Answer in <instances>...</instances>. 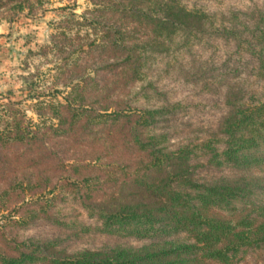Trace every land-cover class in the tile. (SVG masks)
<instances>
[{
	"label": "trees",
	"instance_id": "trees-1",
	"mask_svg": "<svg viewBox=\"0 0 264 264\" xmlns=\"http://www.w3.org/2000/svg\"><path fill=\"white\" fill-rule=\"evenodd\" d=\"M90 2L55 46L88 31L54 74L63 102L34 94L37 124L0 109V264H264V0ZM88 139L138 159L84 165L86 194L56 195L54 149ZM195 169L239 175L199 183ZM104 185L145 202L93 203ZM95 236L143 244L77 246Z\"/></svg>",
	"mask_w": 264,
	"mask_h": 264
},
{
	"label": "rangeland",
	"instance_id": "rangeland-1",
	"mask_svg": "<svg viewBox=\"0 0 264 264\" xmlns=\"http://www.w3.org/2000/svg\"><path fill=\"white\" fill-rule=\"evenodd\" d=\"M4 1L0 6V109L2 104H11L15 109L24 112L33 124H37L39 121L33 108L37 99H32L35 97L34 94L43 93L44 96L40 100L47 102H63L67 90L55 83L54 74L58 68L66 66L68 61L61 59L63 56L69 57L70 60L76 59L78 50L75 49L83 44V35H86L85 31L87 30L81 27L82 29L78 33L80 39L78 43L75 42L77 44L74 45L73 50H62L58 54L55 46L59 45L58 42L63 41L61 33L65 35L69 25L72 30H75L76 23L82 22L84 13L90 10L93 5L90 0ZM69 54L74 55L67 56ZM98 65H93L92 68H96ZM53 88H57L59 93H54ZM113 111V109H109L108 113ZM98 120L103 126L111 123L110 117H102ZM195 127L197 128L198 125ZM190 129L192 128L188 130ZM54 151L62 166L53 170V174L49 175L50 180H64L63 183H65L63 188L56 189L54 192L56 195H66L70 191L78 192L80 195L86 194V187H84L86 185L81 180L83 174L89 173L90 170L84 165H89V168L92 169L90 166L97 167L109 162H115L113 164L134 163L138 159L136 154L129 155L122 151L119 143L113 139H105L94 144H91L89 139L83 143H75L70 140L61 141ZM47 165L46 169L51 168L53 161ZM95 171L92 174H100L98 170ZM190 173V178L199 183L227 181L239 175L238 173L230 174L226 171L219 172L210 169H195L190 170ZM67 182L78 187L68 186ZM92 184V189L97 188L94 183ZM92 194L93 203L107 207L145 202L140 190L130 185L122 187L104 185L100 191L96 190ZM90 239L87 243L77 246L106 250L128 246L137 248L143 244V242L130 238L95 236Z\"/></svg>",
	"mask_w": 264,
	"mask_h": 264
}]
</instances>
